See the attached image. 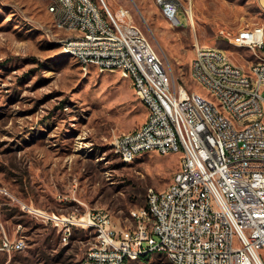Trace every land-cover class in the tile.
<instances>
[{"label":"rangeland","instance_id":"1","mask_svg":"<svg viewBox=\"0 0 264 264\" xmlns=\"http://www.w3.org/2000/svg\"><path fill=\"white\" fill-rule=\"evenodd\" d=\"M179 1L192 8L193 22L181 7L179 24H171L156 0H105L113 13L125 7L133 14L177 83L209 98L191 79L195 44L225 50L248 71L252 51L222 39L218 28L264 24V0ZM50 7V0H0V188L9 192L0 194V222L26 241L20 252L0 253V264H80L99 240L94 228L73 226L63 242L23 205L64 217L101 209L124 228L148 190L167 189L181 164V155L155 151L131 163L116 156L113 138L139 128L147 109L130 79L95 66L86 71L63 52L67 33ZM163 263L166 256L155 252L128 262Z\"/></svg>","mask_w":264,"mask_h":264},{"label":"built area","instance_id":"2","mask_svg":"<svg viewBox=\"0 0 264 264\" xmlns=\"http://www.w3.org/2000/svg\"><path fill=\"white\" fill-rule=\"evenodd\" d=\"M53 6V1L50 0ZM66 3L64 24L81 25V32L67 39L84 58V70L97 57L99 72L121 70L130 79L137 98L149 106V114L135 134L116 135L111 145L116 156L131 154L143 145L179 152L183 166L175 173V190L162 196L149 189L157 212L158 229L149 230L144 206L130 212L138 220L117 227L107 211L98 209L84 216H57L23 205L22 208L57 228L63 242L70 239L73 226L94 228L99 245H93L80 264H118L127 252L145 248L170 249L180 264H264V24L245 25L242 33H231L222 25V39L235 37L241 48L260 52L248 71L232 63L225 50L194 46L191 74L205 80L225 99V107L247 123V130L231 128L206 98L177 83L168 65L147 36L132 24L131 12L120 7L111 12L104 0ZM165 20L179 24V0H156ZM186 15L190 14L184 8ZM255 79V88H248ZM0 194L9 196L5 188ZM26 247L21 237L9 235L0 222V253L20 252ZM263 252V254L261 253Z\"/></svg>","mask_w":264,"mask_h":264},{"label":"bare ground","instance_id":"3","mask_svg":"<svg viewBox=\"0 0 264 264\" xmlns=\"http://www.w3.org/2000/svg\"><path fill=\"white\" fill-rule=\"evenodd\" d=\"M54 8L50 7L54 15L57 16L56 18V26L64 30L67 33V36L61 40L62 48L67 47V39L69 37H75L78 33L81 32V25L79 24H73V23H66L64 24V19H59L58 15H64L66 11V3L62 2V0H52ZM87 2L90 3H96L95 0H87ZM105 2V0H104ZM69 4H78V0H69ZM106 6L107 3L105 2ZM108 7V6H107ZM124 8V7H122ZM109 9V7H108ZM110 10V9H109ZM190 14V19L193 22V12L192 8L187 9ZM111 11V10H110ZM112 12V11H111ZM132 16V24L137 27V31L141 34H143L142 30L135 24L133 14ZM245 31V26H241L238 29H232L231 33H242ZM143 36H145L143 34ZM226 41V39H224ZM227 42L230 44L241 47V42L236 41L235 37H227ZM148 45H152L148 40ZM261 49H264V37H261ZM63 52L73 58H75L80 64L84 66V58L83 55L80 53V50L76 48H69V49H62ZM253 55L256 59H260V52H253ZM89 65L95 66L96 68H99V61L97 57H89ZM114 72H118L121 75V70H114ZM191 73V70H190ZM191 79L194 82L199 83L200 85L204 86L208 91L211 97L206 98L205 96L199 94L196 91H191V93H196L201 96V98H206L208 102V106H212L215 111L218 112L221 119H226L228 124H230L231 128H240V130H247V123H244V119H239L238 115H235L230 109H227L225 107V99L220 96V94L217 92V90H214L212 87L208 86L205 82V80L198 79L197 76L191 74ZM183 88H187L185 85L182 84ZM248 88H255V79H248ZM189 90V89H188ZM147 109V116L149 114V106L144 105ZM146 122V120L144 121ZM258 125H264V118H258ZM128 134H135V130L128 132ZM114 149V147H113ZM155 151L160 154L167 155V151H162L156 149V147H151L150 145H143L142 147H139L137 149H134V151L131 154L128 155H122V160L126 163L133 162L138 156L141 154ZM115 152V151H114ZM170 154H179V152H171ZM183 166V157L181 156V164L180 168ZM176 186V178L175 175L173 177V180L169 187L165 190H159V193L162 194V196H169L175 190ZM144 216H146L148 221V227L149 230H156L158 229V221H157V212L155 205L152 204V197L150 195V192L147 193V202L144 206ZM131 220H138V213H131ZM71 234V230H70ZM96 243V242H95ZM95 245H99V240ZM93 248V247H91ZM159 253L162 255H165L167 258L168 264H180V257H173L170 249L166 248H145L138 250V258H142L143 256H147L151 253ZM126 260H134V252H127L126 253ZM137 260V259H136ZM118 264H126V263H118ZM165 264V263H163Z\"/></svg>","mask_w":264,"mask_h":264},{"label":"trees","instance_id":"4","mask_svg":"<svg viewBox=\"0 0 264 264\" xmlns=\"http://www.w3.org/2000/svg\"><path fill=\"white\" fill-rule=\"evenodd\" d=\"M142 258H144V256Z\"/></svg>","mask_w":264,"mask_h":264}]
</instances>
